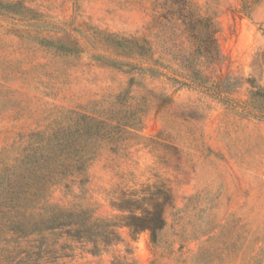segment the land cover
Instances as JSON below:
<instances>
[{"label": "rangeland", "instance_id": "rangeland-1", "mask_svg": "<svg viewBox=\"0 0 264 264\" xmlns=\"http://www.w3.org/2000/svg\"><path fill=\"white\" fill-rule=\"evenodd\" d=\"M176 0H0V264H42L39 238L23 237L14 167L35 134L73 113L105 121L113 139L47 204L120 215L125 197L165 185L173 202L154 244L144 232L94 257L78 246L59 264H264V117L246 79L264 88V0H188L214 18L223 62L204 70L237 84L220 99L192 82V43ZM149 56H135L133 39ZM239 80L241 85H238ZM47 264V263H46Z\"/></svg>", "mask_w": 264, "mask_h": 264}, {"label": "trees", "instance_id": "trees-1", "mask_svg": "<svg viewBox=\"0 0 264 264\" xmlns=\"http://www.w3.org/2000/svg\"><path fill=\"white\" fill-rule=\"evenodd\" d=\"M175 14L183 27L182 32L192 43L193 50L186 58L191 68L192 82L216 94L229 93L231 78L215 79L203 71L223 62L216 35L218 28L214 18L204 17L191 7L188 0H176ZM131 50L135 56H149L150 49L143 39H133ZM241 85L239 80H236ZM251 90L249 105L259 117H264V88L255 79H246ZM114 127L105 121L88 115L73 113L66 122L59 123L49 135L35 134L14 167L6 169L8 177L5 194L15 191L21 219L14 224L22 228L19 234L39 238V257L48 260L42 264H59L72 255L78 246L94 257L101 256L109 248L125 242L121 229H127L131 238L148 232L151 241L159 242L160 234L167 226L165 209L173 202L171 190L165 185L155 190L147 189L143 196H125L117 205L120 215L111 219L95 218L90 212L63 209L47 204L49 189L72 178H82L84 183L89 163L97 150L113 139ZM41 264V263H40ZM110 264H135L127 257L114 258Z\"/></svg>", "mask_w": 264, "mask_h": 264}]
</instances>
